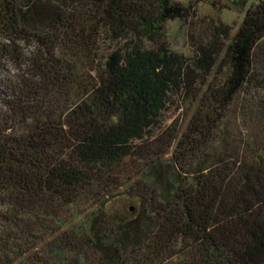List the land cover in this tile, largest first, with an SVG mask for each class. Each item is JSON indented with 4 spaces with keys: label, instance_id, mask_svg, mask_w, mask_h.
Returning <instances> with one entry per match:
<instances>
[{
    "label": "trees",
    "instance_id": "1",
    "mask_svg": "<svg viewBox=\"0 0 264 264\" xmlns=\"http://www.w3.org/2000/svg\"><path fill=\"white\" fill-rule=\"evenodd\" d=\"M189 9L0 0V264H264V0Z\"/></svg>",
    "mask_w": 264,
    "mask_h": 264
},
{
    "label": "rangeland",
    "instance_id": "2",
    "mask_svg": "<svg viewBox=\"0 0 264 264\" xmlns=\"http://www.w3.org/2000/svg\"><path fill=\"white\" fill-rule=\"evenodd\" d=\"M185 3L189 7V15L185 20L172 21L170 24L169 42L173 49L191 54V36L196 35L197 31L205 29L206 26H213L217 23L228 24L233 28L242 22L245 11L251 5L261 0H176ZM167 124L183 125L187 122L186 112L175 101L169 104L165 113ZM118 204L122 210L128 209L132 201L125 198V193L119 196Z\"/></svg>",
    "mask_w": 264,
    "mask_h": 264
},
{
    "label": "water",
    "instance_id": "3",
    "mask_svg": "<svg viewBox=\"0 0 264 264\" xmlns=\"http://www.w3.org/2000/svg\"><path fill=\"white\" fill-rule=\"evenodd\" d=\"M132 209V208H131Z\"/></svg>",
    "mask_w": 264,
    "mask_h": 264
}]
</instances>
